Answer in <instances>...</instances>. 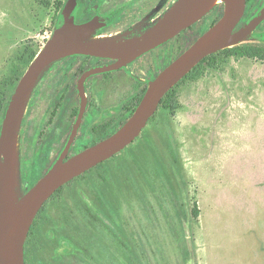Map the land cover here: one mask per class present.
Here are the masks:
<instances>
[{
	"label": "rangeland",
	"instance_id": "obj_1",
	"mask_svg": "<svg viewBox=\"0 0 264 264\" xmlns=\"http://www.w3.org/2000/svg\"><path fill=\"white\" fill-rule=\"evenodd\" d=\"M67 1L0 0V82L19 52L27 46L37 53L43 49L61 23ZM255 1L261 8L263 0ZM220 12L219 5L136 66L154 60L163 69L166 59L193 44ZM118 31L109 29L98 38L132 39L143 34L110 35ZM244 43L264 46V22ZM216 62L204 63L199 77L175 86L168 93L169 107L158 109L132 145L73 180L46 204L41 216L48 227H41L37 237L44 243L57 240L58 246L47 249L45 260L264 264V60ZM20 138L21 176L25 149ZM42 150V144L36 143L31 155H26L28 168L40 161L31 158ZM103 182L116 199L119 237L85 210H93L95 185ZM183 214L182 226L179 216Z\"/></svg>",
	"mask_w": 264,
	"mask_h": 264
},
{
	"label": "water",
	"instance_id": "obj_2",
	"mask_svg": "<svg viewBox=\"0 0 264 264\" xmlns=\"http://www.w3.org/2000/svg\"><path fill=\"white\" fill-rule=\"evenodd\" d=\"M213 0H178L168 13L142 35L126 39H100L105 22L95 18L78 23L76 0H68L61 23L20 79L8 104L0 130V264H26L25 247L33 223L47 201L60 189L132 145L157 113L165 96L211 55L243 44L264 22V8L249 23L242 25L247 0H221L222 17L154 80L128 121L108 139L85 149L71 159H60L27 193L20 190L18 141L24 115L34 87L52 64L74 55L114 60L109 67L92 71L120 70L193 27L215 8ZM210 10H209V9ZM86 77L83 78V81ZM82 84V82H81ZM82 111L65 153L75 137Z\"/></svg>",
	"mask_w": 264,
	"mask_h": 264
},
{
	"label": "flooded vegetation",
	"instance_id": "obj_3",
	"mask_svg": "<svg viewBox=\"0 0 264 264\" xmlns=\"http://www.w3.org/2000/svg\"><path fill=\"white\" fill-rule=\"evenodd\" d=\"M76 1L75 14L78 23H87L95 18L105 22V27L98 31L97 36H101L109 29L116 28L119 31L110 33V35H125L132 38L144 33L153 26L160 18L161 13L166 8L170 9L173 6V4L171 6L168 4L174 0ZM260 6H262L261 11L264 8V0ZM243 20L242 25L249 23ZM205 32L197 35L196 40ZM155 50L117 71L95 73L88 76V73L109 67L115 61L93 56L74 55L52 64L42 73L32 92L20 130L21 147L23 146L22 148L25 149L21 151L23 162L20 180L23 194L30 191L58 160L67 161L85 149L108 139L118 131L133 115L145 95L149 83L186 51L184 50L179 55L166 59L163 69H161L159 62L154 60L143 67L136 66L141 59ZM138 70H141V72H138ZM84 77L86 78L83 81ZM83 98L86 105L80 126L68 152L65 153L72 139L75 125L81 115ZM76 101L77 105L75 106ZM25 139L29 142L28 145ZM36 143H41L43 150L31 160L40 161L31 164L28 168L24 160H27L26 155H31V150ZM108 161L99 166L101 167ZM35 178L36 181L34 182ZM103 185L105 186L107 183L103 182L95 185L94 211L86 207L85 210L94 222L105 224L96 218L101 211L97 196H99L100 186ZM105 193L110 197H114L110 187L106 188ZM49 201L45 203L36 217L37 219L40 216L39 221L42 227L45 226L46 228L48 222L46 217L41 216V214ZM37 239L39 238L37 237ZM45 254L42 258L36 257L34 259L35 264H38L41 259H43V261L41 260L42 263L51 264L52 260L50 262L48 259H44ZM60 262L63 263V261Z\"/></svg>",
	"mask_w": 264,
	"mask_h": 264
},
{
	"label": "trees",
	"instance_id": "obj_4",
	"mask_svg": "<svg viewBox=\"0 0 264 264\" xmlns=\"http://www.w3.org/2000/svg\"><path fill=\"white\" fill-rule=\"evenodd\" d=\"M256 6H257V2L255 0H247V10L244 16V20H243L244 22L252 21L259 14V11L261 8H258V7L256 8ZM220 8H221V12L219 13L218 19L213 23V25L217 23L218 20L223 15L224 6L220 5ZM37 54L38 53L31 46H27L24 51L19 52L17 56L15 57V59L10 63L7 74L4 76V78L0 82V130H1V126H2L4 117L6 114L8 104L11 100V97L20 79L22 78V76L24 75V73L26 72L30 64L32 63V61L35 59ZM231 58H237V59L251 58V59L264 60V46L258 45V44L244 43V44L235 46L231 49H227L217 54L211 55L208 58H206L203 62H201L183 81L189 80V79H196L197 77H199L203 73L202 67L204 63H208L209 66H213L217 63L216 61L218 60L222 62H226L230 60ZM169 94L167 95L166 99L163 100L159 109L163 107L165 108L166 107L165 105L169 107V103H168ZM99 167L100 166H98L97 168ZM91 171L87 173H90ZM33 181L35 182L36 178ZM100 187L101 189L99 190L100 192H98L99 196H97V199H98V203H99V207L101 211H100L99 216H96V218L97 220H101L102 222H104L107 225V227L115 234V236L119 237L118 227L116 225V219H115V215L117 212L116 199L115 197L113 196L110 197L109 195L105 193L106 188L107 189L109 188L108 184L105 186L104 185L100 186ZM62 189H60L57 192V194ZM194 216L198 218L199 210H195ZM39 217L36 219L33 227L31 228V231H30L27 243H26V247H25L26 264H33V263L35 264L34 259L36 257L42 258L43 254L48 252L47 249H49L50 251H53L58 246L57 240L56 242H48L44 244L43 241H41L40 239H37V234L41 232V227H42L41 222L39 221ZM185 219H186L185 214L179 216V221L182 226L184 225ZM80 261L83 263H86L84 258H81ZM38 264H44V263H42L40 260ZM51 264H65V261L61 263V262L54 260V262L53 263L51 262ZM66 264H69V263L66 261Z\"/></svg>",
	"mask_w": 264,
	"mask_h": 264
},
{
	"label": "bare ground",
	"instance_id": "obj_5",
	"mask_svg": "<svg viewBox=\"0 0 264 264\" xmlns=\"http://www.w3.org/2000/svg\"><path fill=\"white\" fill-rule=\"evenodd\" d=\"M219 5H221V0H213L212 3H211V5L209 6V8H210V9L213 8V7L216 8V7H218ZM209 8H208V9H209ZM210 9H209V10H210Z\"/></svg>",
	"mask_w": 264,
	"mask_h": 264
}]
</instances>
